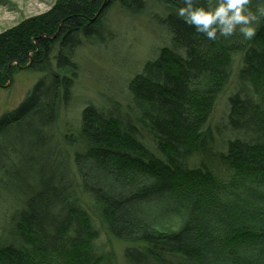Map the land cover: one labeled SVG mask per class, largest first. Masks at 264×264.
<instances>
[{"label":"trees","instance_id":"trees-1","mask_svg":"<svg viewBox=\"0 0 264 264\" xmlns=\"http://www.w3.org/2000/svg\"><path fill=\"white\" fill-rule=\"evenodd\" d=\"M153 3L166 11L156 21L171 45L129 82L136 115L119 104L88 106L68 142L79 147L71 157L57 144L55 155L30 157L39 186L10 189L21 202L6 222L9 238L0 235V264H118L101 252V234L125 245L122 264H264V17L251 41H210L176 16L180 0H56L4 31L0 73L25 66L43 78L0 117V189L18 153L8 133L27 122L31 150L44 146V133L54 141L78 72L74 54L99 37L108 10L139 17ZM235 67L226 120L235 136L217 153L209 121ZM56 158L57 172L48 169Z\"/></svg>","mask_w":264,"mask_h":264},{"label":"rangeland","instance_id":"rangeland-1","mask_svg":"<svg viewBox=\"0 0 264 264\" xmlns=\"http://www.w3.org/2000/svg\"><path fill=\"white\" fill-rule=\"evenodd\" d=\"M9 1L11 6H0V34L22 20L46 12L56 0ZM165 15L164 8L154 3L139 17H130L117 7L110 8L105 15V24L100 30L99 37L84 40L74 54L73 60L78 67V72L71 88L70 100L61 106L57 120L51 127L54 141L49 140L48 135L44 133L42 144L44 146L41 149L31 150L26 144L29 131L27 122L8 133L9 140L16 143L18 153L11 157L13 168L9 167L6 176L9 179V182L5 184L6 190L0 189V235L4 229L6 232L3 234L4 238H9L10 227L6 222L12 215L13 207L21 202V197L12 194L10 189L14 185L39 186L35 177L37 172L29 170L27 166L32 155L41 156L45 152L55 155L57 144L64 155L71 157L79 147L69 146L68 142L70 137L78 132L81 113L88 106L105 110L110 105L119 104L122 111L126 112L130 108L136 115V111L131 106L128 84L136 74L141 72L147 61L157 56L161 48L171 45L169 33L156 21V17ZM237 71L238 67H235L227 87L217 99L209 121V127L214 132L212 150L217 153L223 150V143L226 146L227 140L230 141L235 136L227 128L226 120L229 115L228 100L238 88ZM41 78H43L42 73L28 70L25 66L15 67L10 73L1 72L0 117L16 109ZM126 115L133 119L128 113ZM142 133L141 140L149 149H152L150 138L144 131ZM199 158L200 156L194 157L197 160ZM69 161L72 162V160ZM58 163V158L53 159L52 168L48 169L57 172ZM46 165L36 169L40 170ZM19 173L23 180L17 184L13 182V179ZM1 243L3 242L0 236ZM97 244L101 252L112 254L116 262L122 264L124 244L109 240L104 234H101Z\"/></svg>","mask_w":264,"mask_h":264},{"label":"clouds","instance_id":"clouds-1","mask_svg":"<svg viewBox=\"0 0 264 264\" xmlns=\"http://www.w3.org/2000/svg\"><path fill=\"white\" fill-rule=\"evenodd\" d=\"M250 3L251 0H180L175 14L196 34L210 41L237 34L251 41L256 36L259 20L264 17V7L253 11Z\"/></svg>","mask_w":264,"mask_h":264}]
</instances>
